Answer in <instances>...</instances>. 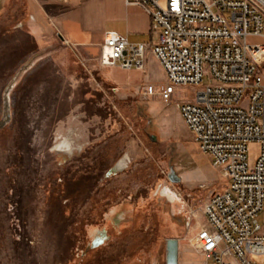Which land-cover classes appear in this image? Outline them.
I'll list each match as a JSON object with an SVG mask.
<instances>
[{
  "label": "rangeland",
  "instance_id": "obj_1",
  "mask_svg": "<svg viewBox=\"0 0 264 264\" xmlns=\"http://www.w3.org/2000/svg\"><path fill=\"white\" fill-rule=\"evenodd\" d=\"M34 6L0 0V264H166L171 238L179 264H206L197 222L225 181L176 106L198 89L165 101L151 52L145 71H124L100 66V42L94 63L59 40L42 47ZM99 19L94 0L95 35ZM258 152L251 143L249 158Z\"/></svg>",
  "mask_w": 264,
  "mask_h": 264
},
{
  "label": "built area",
  "instance_id": "obj_2",
  "mask_svg": "<svg viewBox=\"0 0 264 264\" xmlns=\"http://www.w3.org/2000/svg\"><path fill=\"white\" fill-rule=\"evenodd\" d=\"M126 2L150 15L157 42L132 43L108 31L98 63L145 71L151 52L165 73L167 98L178 87L198 89L195 99L176 106L225 187L201 208L195 250L206 264H261L254 258L264 259V43L248 38L264 40V0ZM251 143L259 145L254 160Z\"/></svg>",
  "mask_w": 264,
  "mask_h": 264
},
{
  "label": "crops",
  "instance_id": "obj_3",
  "mask_svg": "<svg viewBox=\"0 0 264 264\" xmlns=\"http://www.w3.org/2000/svg\"><path fill=\"white\" fill-rule=\"evenodd\" d=\"M40 1L42 3H40ZM99 12L98 35L94 34V0H38L31 20L27 21L42 47L63 44L78 58L94 63V42H104L108 31H117L132 43L157 42L152 32L151 17L140 6L126 0H97ZM95 30V31H96ZM68 42V43H67ZM114 69V68H113Z\"/></svg>",
  "mask_w": 264,
  "mask_h": 264
},
{
  "label": "water",
  "instance_id": "obj_4",
  "mask_svg": "<svg viewBox=\"0 0 264 264\" xmlns=\"http://www.w3.org/2000/svg\"><path fill=\"white\" fill-rule=\"evenodd\" d=\"M179 240L175 238L166 241V264H179Z\"/></svg>",
  "mask_w": 264,
  "mask_h": 264
},
{
  "label": "bare ground",
  "instance_id": "obj_5",
  "mask_svg": "<svg viewBox=\"0 0 264 264\" xmlns=\"http://www.w3.org/2000/svg\"><path fill=\"white\" fill-rule=\"evenodd\" d=\"M164 99H165V101H166L167 96H165ZM123 165H124V162H121V163L117 166V168H121ZM165 193H167V195H169L170 200H173L174 195H172L171 191L168 190V192L166 191Z\"/></svg>",
  "mask_w": 264,
  "mask_h": 264
}]
</instances>
